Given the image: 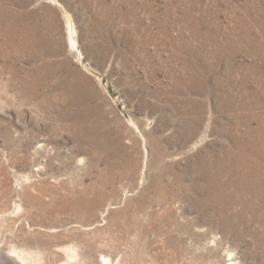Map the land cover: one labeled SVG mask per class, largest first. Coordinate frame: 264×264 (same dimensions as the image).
I'll return each instance as SVG.
<instances>
[{
	"label": "rangeland",
	"instance_id": "obj_1",
	"mask_svg": "<svg viewBox=\"0 0 264 264\" xmlns=\"http://www.w3.org/2000/svg\"><path fill=\"white\" fill-rule=\"evenodd\" d=\"M240 155L264 0H0V264H264Z\"/></svg>",
	"mask_w": 264,
	"mask_h": 264
},
{
	"label": "bare ground",
	"instance_id": "obj_2",
	"mask_svg": "<svg viewBox=\"0 0 264 264\" xmlns=\"http://www.w3.org/2000/svg\"><path fill=\"white\" fill-rule=\"evenodd\" d=\"M246 157V156H245ZM256 159V157H254ZM260 161V160H259ZM257 160L254 159H248L245 160L240 155L236 161L234 162L237 167H233L232 172H242L243 178H238L233 180V183L236 186L245 187V189H250L251 196L254 197V199H258L260 204L264 207V167H258L256 171L253 170L255 164L257 163ZM261 164V163H260ZM258 164V165H260ZM257 166V165H256ZM237 175L234 173V176ZM251 177L253 178L251 180ZM244 178L248 179V183H246ZM251 181L256 185L255 187L251 188ZM251 183V184H249ZM254 186V185H253ZM246 191V190H245ZM247 192V191H246ZM250 195V194H249ZM261 206V208H262ZM259 208V206H258ZM14 254V253H13ZM13 254H6V258L9 260L10 264H18L19 260L22 259L21 255L14 256ZM3 259V258H2ZM6 259V261H7ZM23 262V260H21ZM20 261V262H21ZM6 264V263H5Z\"/></svg>",
	"mask_w": 264,
	"mask_h": 264
}]
</instances>
